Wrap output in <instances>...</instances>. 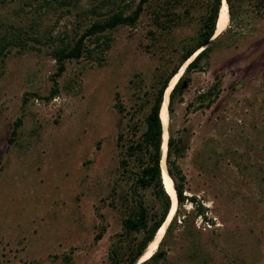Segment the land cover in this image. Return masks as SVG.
I'll return each mask as SVG.
<instances>
[{
	"label": "rangeland",
	"instance_id": "rangeland-1",
	"mask_svg": "<svg viewBox=\"0 0 264 264\" xmlns=\"http://www.w3.org/2000/svg\"><path fill=\"white\" fill-rule=\"evenodd\" d=\"M138 1L0 0V41H10L0 53V264H118L114 246L125 264L141 232L128 234L123 219L138 201L156 209L136 182L143 152L129 145L206 0H147L135 24L87 38L90 51L65 61L47 97L51 49ZM231 4L232 19L168 109L167 132L185 142L184 193L207 218L179 204L156 264H264V0ZM211 86L215 100L197 106Z\"/></svg>",
	"mask_w": 264,
	"mask_h": 264
},
{
	"label": "trees",
	"instance_id": "trees-1",
	"mask_svg": "<svg viewBox=\"0 0 264 264\" xmlns=\"http://www.w3.org/2000/svg\"><path fill=\"white\" fill-rule=\"evenodd\" d=\"M106 1L111 3L115 2V0H105V2ZM146 1L147 0H139L129 12H126L125 8L120 6L106 16L93 20L77 37L73 38L71 41L55 45L51 49V55L56 62V69L53 73V86L47 97H52L58 92L56 77L61 75L64 71L66 67L65 61L67 59L79 58L84 52L86 53L90 51L87 47L88 44L85 42L87 38H95V40L98 41L99 34L104 30L113 28L122 23L130 25L135 24ZM226 1L228 3L229 18L232 19L233 10L231 0ZM222 4L223 0H206L205 11L200 18L199 29L194 37V40L192 43L183 46L179 59L171 67L156 89L144 117L145 126L139 135V138L135 141V144L129 145L131 150L135 151V146L137 145V148L143 152V158L141 160V166L138 169L136 182L142 187L151 188L155 198L156 209L154 211H148L143 203L138 201L132 213L123 219V227L128 234L132 232H141L140 237L135 241L134 245L131 246L125 264H131L132 261L142 252L145 253L147 251L148 247L152 241H154L158 231L165 224L170 214L173 199L168 193L163 180L161 151L164 126L161 118V109L171 80L178 74L184 64L192 58L186 64L183 73L178 77L168 94L169 110L172 109L174 94L176 92H182L187 85L188 79H185V74L201 66V60L208 55L209 50L212 47L211 44L214 43L222 34L223 31H221L212 41L208 43V40L216 33L217 22ZM0 42L1 53L2 48H4L10 41L9 39L2 37ZM215 85L217 84L214 83V86ZM214 86L209 87L206 91L200 92L196 96L197 106H209L215 100L217 95L216 89L218 91L220 88H215ZM116 106L117 109L120 110V106L118 104ZM20 124L21 118L18 117L13 123L11 131L12 134H16V129ZM168 133L165 164L167 172L173 181V187L174 189L176 188L175 194L178 204L175 212L166 224L164 233L158 241L156 249H154L147 258L143 259L138 264H156L158 261L166 258V250L163 243L166 239V235L171 231L173 225L176 223L180 207L179 204H182L185 200H190L193 204L192 211L194 212V215H199L204 220L207 218L205 214L206 207L196 198V195H188L184 193L186 187V175L179 162V158L184 154L185 142L182 137H174L170 129ZM121 162L124 163V159L121 160ZM101 234V231L98 232L95 238H99ZM111 256L114 258L116 263L121 264L118 248L116 246L112 248Z\"/></svg>",
	"mask_w": 264,
	"mask_h": 264
},
{
	"label": "bare ground",
	"instance_id": "bare-ground-1",
	"mask_svg": "<svg viewBox=\"0 0 264 264\" xmlns=\"http://www.w3.org/2000/svg\"><path fill=\"white\" fill-rule=\"evenodd\" d=\"M228 20H229V12H228V5H227V1L223 0V4L220 10V14H219V18H218V22H217V30L214 36H217L221 31H223L226 26L228 25ZM192 59V58H191ZM189 59L184 66L181 68V70L178 72V74L171 80L170 85L166 91L165 94V98H164V102L162 105V109H161V118L163 121V126H164V134H163V142H162V167H163V180H164V184L165 187L168 191V193L171 195L172 199H173V205L170 211V214L168 216L167 221L165 222V224L160 228V230L157 233L156 238L154 239V241H152V243L150 244V246L148 247L147 251L142 255V260L147 258L154 249H156L157 243L160 239V237L162 236L166 224L169 221L170 217L172 216L175 208H176V194H175V189L173 187V181L171 179V177L169 176L167 169H166V164H165V155H166V149H167V137H168V132H167V124H168V94L170 92V90L172 89L174 83L176 82V80L178 79V77L180 76L181 72L184 70L186 64L191 60ZM168 152V151H167Z\"/></svg>",
	"mask_w": 264,
	"mask_h": 264
},
{
	"label": "water",
	"instance_id": "water-1",
	"mask_svg": "<svg viewBox=\"0 0 264 264\" xmlns=\"http://www.w3.org/2000/svg\"><path fill=\"white\" fill-rule=\"evenodd\" d=\"M216 36H212L209 40H208V43L210 42V41H212L214 38H215ZM161 155H162V151H161ZM145 251V250H144ZM144 252H142L137 258H135L133 261H132V263L131 264H137L138 262V260H139V258L141 257V255L143 254Z\"/></svg>",
	"mask_w": 264,
	"mask_h": 264
}]
</instances>
